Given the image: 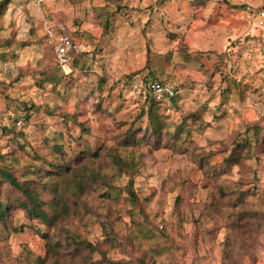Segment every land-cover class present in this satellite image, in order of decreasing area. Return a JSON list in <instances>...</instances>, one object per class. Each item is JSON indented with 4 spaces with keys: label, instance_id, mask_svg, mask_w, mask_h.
<instances>
[{
    "label": "rangeland",
    "instance_id": "rangeland-1",
    "mask_svg": "<svg viewBox=\"0 0 264 264\" xmlns=\"http://www.w3.org/2000/svg\"><path fill=\"white\" fill-rule=\"evenodd\" d=\"M128 1L126 10L110 16L104 34L103 17L95 12L103 0L12 1L10 9L14 10L2 20L4 26L10 23L0 43L11 32L12 51L18 56L0 60V81L10 82L21 73L27 77L10 89L0 83V153L17 159L19 173L36 164L34 156L49 161L57 145L68 159L85 145L108 149L123 162L132 159L134 172L128 167L120 172L102 151L92 162L85 157L71 161L66 175L56 179L58 194L69 206V216L60 228L97 249L89 261L67 258L70 263L99 262L104 252L108 260L121 264H264V146L255 147L257 136L246 133L252 124L264 130V74H260L264 36L244 13L246 6L257 7L264 0H204L201 7L182 0L162 5L157 0ZM28 26L37 32L36 41L33 46L27 42L21 46ZM53 26L71 32L81 46L77 53L94 55L86 62L85 73L75 69L71 76H63L57 91L38 89L29 78L30 72L42 66L55 67L44 38L45 28ZM242 27L248 32L241 33ZM234 28L240 29L239 34L228 37L219 54L194 52L187 67L178 70L182 62L178 53L186 46L179 31L198 45L201 34L206 33L212 42L215 34L229 35ZM35 54L43 57L41 66L35 63ZM145 65V77L153 73L156 80L175 84L181 93L175 102L158 107L166 119L157 149L146 140L124 148L122 136L128 129H143L147 117L141 112L145 93L140 76L128 85L123 80ZM241 68L247 70L244 76L237 74ZM214 73L220 84L225 80L229 91L236 93L224 97V105L214 95L203 101L204 92L199 91L203 89L201 77L211 79ZM26 107L34 109L21 111ZM46 109L57 113L49 115ZM26 113L28 121L19 117L13 122L14 114ZM59 114L75 116L76 123L62 120ZM3 125L23 137L15 139L16 132L5 134ZM244 138L251 140L254 155L240 165L224 167L221 155H211L222 143ZM82 164L99 170L107 183L98 180L87 185L84 193L76 189ZM130 179L137 202L127 193ZM219 187L226 193L236 188L246 191L244 203L233 210L252 218L240 219L242 228L237 232L229 230L234 217L228 216L230 208L218 199ZM38 231L58 234L55 227L14 210L8 224H0V264H50L46 242ZM148 232L153 239L146 236ZM151 247H165L169 252L155 257Z\"/></svg>",
    "mask_w": 264,
    "mask_h": 264
},
{
    "label": "trees",
    "instance_id": "trees-1",
    "mask_svg": "<svg viewBox=\"0 0 264 264\" xmlns=\"http://www.w3.org/2000/svg\"><path fill=\"white\" fill-rule=\"evenodd\" d=\"M12 1L13 0H0V36L5 31L2 20L10 9ZM167 1L170 0H157V3L162 5ZM183 1L195 2L198 6L204 4V0ZM103 2L104 5L98 9H95L96 16L103 17V22L100 23L103 29L102 34L107 33L110 23V16L114 15L113 13L115 12L121 13L123 10H126L129 5L128 0H103ZM113 7L114 11L111 12L110 10ZM66 30L70 37L74 40L71 32L67 28ZM13 37L14 35H11L10 32V35L2 43H0V60H5L4 58L7 56L10 58H16L18 56L15 51H12ZM44 38L53 53L55 67L50 68L48 66V68L47 66H42V68L35 69L34 72H30L29 78L33 81V85L38 89L46 90L47 87H51L52 91H57L63 76H71L75 72V69L81 70L82 73H85L87 71V65L89 66V64L86 65V62L90 59H93L94 55L92 54L89 56L86 52L71 53V71L70 73L66 74L56 64L54 42L48 38L46 31L44 32ZM37 42L38 44L43 43V41L40 39ZM22 45L23 43L21 46ZM100 60L102 61L104 58L102 57ZM42 62L43 57H40V59H38L35 63L41 66ZM146 67L147 66L145 65L144 68L127 74L123 80V82L128 85L131 84L136 77L140 76L144 84L143 91L145 93L144 107L142 108L141 112L142 115L147 117L146 126L143 129H139L138 131L140 132L141 137L137 136L139 134L138 132H131V129H128L125 132V135L122 136L124 138L122 143L124 148L130 145L135 146V142H139V140H146L151 141V143L154 145V149H157L158 146H156V144L159 143L166 119V116L159 114L158 107H160L161 104H171L175 102L176 99L170 98L163 101H156L148 94V88L154 81H164L156 80L153 73H150V77H145L143 72ZM26 75L27 74L23 73L17 74L10 80L9 83L11 85L17 84L26 78ZM124 83H122V85ZM33 109L34 107H26V109H21V111H31ZM46 112H48L49 115L57 113L56 110L52 111L49 109H46ZM59 116L62 117V120L64 121L71 120L76 123L75 116H67L64 114H59ZM19 117H21L23 121H28L30 119V114L26 113L22 116L14 114L13 122L16 123ZM77 124L81 126V124ZM1 128L5 131V134L8 135L16 132L14 128L5 127L4 125ZM82 130L86 132L83 128ZM251 131L257 136L255 141L253 140V143L255 144L254 146H264V136L261 137L262 132L264 134V130L258 125H247L246 133ZM17 137L19 138L23 136L20 135V133H17V135H14V138L17 139ZM80 140L83 139L80 138ZM251 144L252 142L250 139L244 138L243 141H236L233 139L228 143H222L221 148L216 153H212L211 155H221V165L224 167L230 168L231 166H238L243 160L250 159L254 155V153L250 151ZM52 148L54 151L52 152V158L49 161H46L42 157L34 156L32 158L34 160L33 162H36V164H30L27 169L21 173H19V168L16 166L17 159L15 157L9 154L0 153V224L6 226L8 224L9 216L14 210L19 209L26 217L37 219L39 223L46 227H55L58 229V234L56 236H48L46 234H41L38 231L40 238L44 239L46 242V255H48L51 261L50 264H121L122 262L120 263L119 261L115 262L108 260L104 252L101 254V260L99 262L90 261L88 263L80 261L78 263H70V261H68L67 258L72 257H81L89 261L90 254L96 252L97 249L89 242L81 240L76 235L72 236L69 233L70 231L60 228L61 222L67 219L69 216V206L63 196L58 194L56 179L62 178L66 175L71 161L77 163V161L82 157H85L92 162L102 156L105 152V155L111 160L113 164L112 167L114 169L123 172V168L128 167L130 168V172L133 173L134 164L132 159H125L123 162L121 157L111 153L108 149L103 148L93 150L89 145L81 146V148L79 147L75 157L68 159V157L65 158V153L61 146L57 145L53 146ZM245 148H247V150H245ZM57 155L59 157H57ZM79 168L82 174L76 179L75 184L76 189L81 190L83 193L85 192L87 185L90 186V184H96L98 180H101L103 183H107V181L101 179L103 174H101L99 170L91 169L88 164H82V166ZM132 187L133 181L130 179L127 185V193L132 202H137V197L133 192ZM217 193L218 199L223 202L227 208H230L228 216L231 217L233 215L234 217V219L232 218L233 220L229 230L232 232H237L240 228H242L241 223L239 222L240 219L252 218V216L247 213H237L233 210L244 203L246 191L236 188V190H231L229 193H226L225 188L219 187ZM227 226H229V223ZM146 236L149 239L154 238V235L150 232H148ZM84 250H87L88 254H83ZM149 251H152V254H156L155 257L162 258L163 256L167 255L169 249L165 247H151Z\"/></svg>",
    "mask_w": 264,
    "mask_h": 264
},
{
    "label": "crops",
    "instance_id": "crops-1",
    "mask_svg": "<svg viewBox=\"0 0 264 264\" xmlns=\"http://www.w3.org/2000/svg\"><path fill=\"white\" fill-rule=\"evenodd\" d=\"M12 10H14L13 7L8 10V14L9 13L11 14V11ZM9 23L6 26L3 25L5 29L9 26ZM46 29H47V27L45 28V31H46ZM241 30H242L241 33L242 32H248V28L247 27H242ZM179 32L181 34V37H179V38H180V40L184 39V42H185L184 44H186V46L184 45V49H183L182 52H179V53L177 52L178 53V57L180 56L182 58V62L179 63L180 65L177 68H178V70H183L185 68V66L187 67L188 62L191 59V55L194 54V52L195 53L196 52L197 53L199 52V53H204V54H213V53L219 54L221 52L223 46H224V42L228 41L227 38L228 37H236L239 34L238 32H240V29L234 28L232 31H230V34L229 35H225L226 32H225V34L221 33V35L215 34V36H213V37H215V39L212 42H210L211 37L207 41V36H205L206 33L205 34H201L200 37H199V39H200L201 42H198V45H197V43L196 44L190 43V41H189L190 39L188 38V36H186V35L184 36V32L183 31H179ZM36 33L37 32L34 31V28L32 26H28V29H27L26 33L24 34L23 39H22L21 42L22 43L27 42L26 45L28 44V45L33 46V43L35 42L34 39L36 38ZM261 33L264 36V31H261ZM4 36H5V31L2 33V35L0 36V38H4ZM7 37H8V35H7ZM34 58L36 60H38L40 57L37 54H35L34 55ZM25 63H26V61H25ZM252 64H253V62H252ZM246 71L244 70V68H241L239 71H237V74H239L240 76H244L243 74H246L245 73ZM239 72H241V73H239ZM260 74L261 75L264 74V69L262 70V73H260ZM211 76H212V74H211ZM1 78L2 77L0 76V79ZM231 81H232L231 79H228V83L231 82ZM164 82H167L168 83V81H164ZM199 82L200 83H203V89H200L199 90V91H203L204 92V94H203V96H204L203 101L207 100L208 98H210V96H213L214 95L213 98L214 97L216 98L215 101L216 100L217 101H220L224 105V103H225L224 97L228 98V96L230 95V93L233 92V91H229L231 89L229 87H226L227 84L224 85V83H226L225 80H224V83H221V84L219 83L218 76L215 73L213 74V76H212L211 79H207V78L201 77V79L199 80ZM0 83L6 84V86H7L8 89H10L11 86H12L7 81L6 82H1L0 81ZM170 84H173V83L170 82ZM234 84H236V83H234ZM238 85H239V83H238ZM208 86H209V88H208ZM177 89H178V87H177ZM239 89H240V87H239ZM207 91H209V92H207ZM241 91H243V90H241ZM179 92L181 93V90H179ZM232 94L235 95L236 93H232ZM179 95L180 94H178L177 96H179ZM239 97H243V95H240ZM238 99L239 98H237V100ZM210 100H212V98H210ZM238 101H240V100H238ZM220 102H218V103H220ZM213 109L218 110L217 107H215V108L213 107Z\"/></svg>",
    "mask_w": 264,
    "mask_h": 264
},
{
    "label": "built area",
    "instance_id": "built-area-1",
    "mask_svg": "<svg viewBox=\"0 0 264 264\" xmlns=\"http://www.w3.org/2000/svg\"><path fill=\"white\" fill-rule=\"evenodd\" d=\"M244 13L258 28L264 31V3L260 6H246ZM46 34L54 42L55 61L66 74L70 73L71 53L81 51V46L68 34L64 26L47 27ZM148 94L156 101L176 98L179 90L174 84L154 81L148 88Z\"/></svg>",
    "mask_w": 264,
    "mask_h": 264
}]
</instances>
